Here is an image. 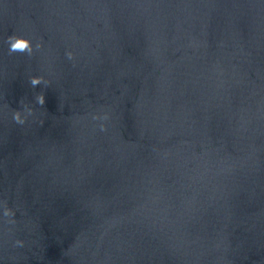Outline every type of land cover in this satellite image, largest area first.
Segmentation results:
<instances>
[{"label": "water", "instance_id": "95a60500", "mask_svg": "<svg viewBox=\"0 0 264 264\" xmlns=\"http://www.w3.org/2000/svg\"><path fill=\"white\" fill-rule=\"evenodd\" d=\"M0 264H264V0H0Z\"/></svg>", "mask_w": 264, "mask_h": 264}, {"label": "clouds", "instance_id": "9594fccd", "mask_svg": "<svg viewBox=\"0 0 264 264\" xmlns=\"http://www.w3.org/2000/svg\"><path fill=\"white\" fill-rule=\"evenodd\" d=\"M7 43L9 45V54L19 52V53H27L29 55H32L37 49H40L43 47L42 43H37L33 45V42L30 38L22 36V35H10L7 39ZM66 56L70 60L75 58V54L72 51H68L66 53ZM50 83L51 81L46 80L44 76H33L30 78V85L33 88L40 86L42 84L49 85ZM35 100H36L37 105L45 106L46 94L44 92L37 94L35 97ZM25 111L27 114H25ZM25 111H21L17 109L13 112V120L17 124L24 125L27 122L28 116L33 115L35 110L32 107H28L27 105H25ZM93 119L94 120H99V119L108 120L109 114L105 113L103 117L97 114L93 116ZM100 130L107 131V125L101 124ZM2 206H3V216L6 218H9L7 222L15 223V220L12 219L16 215L15 210L8 206L7 201H4ZM24 243L25 242L23 240H17L15 242L17 246H23Z\"/></svg>", "mask_w": 264, "mask_h": 264}]
</instances>
